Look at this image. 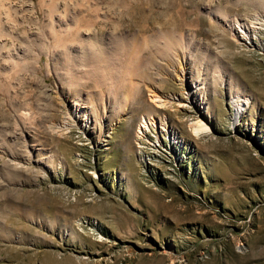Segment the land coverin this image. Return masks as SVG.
Returning <instances> with one entry per match:
<instances>
[{
	"label": "rangeland",
	"instance_id": "374dc122",
	"mask_svg": "<svg viewBox=\"0 0 264 264\" xmlns=\"http://www.w3.org/2000/svg\"><path fill=\"white\" fill-rule=\"evenodd\" d=\"M0 264H264V0H0Z\"/></svg>",
	"mask_w": 264,
	"mask_h": 264
},
{
	"label": "bare ground",
	"instance_id": "6f19581e",
	"mask_svg": "<svg viewBox=\"0 0 264 264\" xmlns=\"http://www.w3.org/2000/svg\"><path fill=\"white\" fill-rule=\"evenodd\" d=\"M248 26V25H247ZM250 26V25H249ZM249 28V27H248ZM241 32H244L243 30H241ZM156 97H158V98H161L160 96H156ZM237 99V98H236ZM248 101V100H247ZM247 101L245 100V101H242V100H240V98L239 99H237V100H235V99H233V103H234V106H235V108H236V117H235V119H236V121H238V120H241V118H242V116H243V112L246 110V104H247ZM161 104H165V102H161ZM155 119H154V117H151V116H145L144 118H143V120H142V122H143V124H141V126H140V128H139V133H141V134H144L148 129H149V125H150V123L151 124H154V121ZM200 122V121H199ZM199 122H197V123H199ZM203 125V124H202ZM199 126H201V125H199V124H196V127H195V131L197 132V133H199L201 130H205V128H201L200 129V127ZM202 127V126H201Z\"/></svg>",
	"mask_w": 264,
	"mask_h": 264
}]
</instances>
